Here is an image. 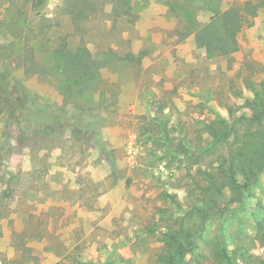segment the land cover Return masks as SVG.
<instances>
[{"label": "rangeland", "instance_id": "374dc122", "mask_svg": "<svg viewBox=\"0 0 264 264\" xmlns=\"http://www.w3.org/2000/svg\"><path fill=\"white\" fill-rule=\"evenodd\" d=\"M26 1L0 0V65L14 81L12 103L0 105V264H165L169 233L194 243L180 264H228L225 253L264 264V172L246 199L228 182L208 213L198 202L219 165L199 147L210 145L213 108L229 116L232 106L240 132L261 126L237 90L250 95L246 79L264 78V5L244 14L252 23L237 50L211 57L194 34L180 35L185 8L195 23L210 19L201 2L170 10L167 0H129L131 13L115 16L114 0H95L97 12L76 24L72 0H43L37 10L53 26L44 49L32 42L33 71L18 57L22 43L9 46L18 9L28 21ZM62 39L91 50L102 75L94 89L68 96L60 85L51 55ZM108 49L140 61L103 65Z\"/></svg>", "mask_w": 264, "mask_h": 264}, {"label": "trees", "instance_id": "16d2710c", "mask_svg": "<svg viewBox=\"0 0 264 264\" xmlns=\"http://www.w3.org/2000/svg\"><path fill=\"white\" fill-rule=\"evenodd\" d=\"M72 1L68 12L76 24L81 20L88 19L98 10V4L95 0ZM167 2L170 10H176L177 5H186L190 8L195 2H201L213 13L207 22L195 23L191 18L193 11L185 8L188 11L187 18L182 20L185 32L180 31V35L183 38L194 34L197 44L204 47L207 55L211 57L229 54L237 50L238 33L245 23L247 25L252 23L244 14L249 13L255 7L264 5V2L255 4L248 0L242 3L243 5L234 3L223 9L220 6V0H167ZM26 3L30 4V14L27 15L28 21L23 23L25 27L21 26L20 17L22 11L18 9V13L13 16L11 22V31L15 33V38L9 42V46L13 47L18 43H22L18 57L24 60L22 61L24 64L30 62L31 64L28 68L34 71L37 65L34 45L42 43L39 47L41 50L45 48L43 44L46 43L49 37H47V34H49L53 24L48 22V18L37 10L43 0H27ZM112 9L115 16L128 15L131 13V4L129 0H114ZM31 10L35 12L32 13ZM36 18L44 23H41L37 29L31 30L30 23ZM24 28L28 33L23 34ZM22 38H25L24 42L21 41ZM34 41L37 42L35 43ZM111 55L114 56L111 58ZM51 58L55 63L54 69L60 73V85L68 96H75L82 94L85 90L94 89L102 79L101 66L95 64L93 54L85 44L77 48H71L68 46L67 41L62 39L52 49ZM112 60L140 61L133 53L118 56L112 49H108V53H105L102 63L105 65ZM41 69L46 71V68ZM5 71V67L0 65V105L2 103H12L11 96H13L14 87H12L11 83L14 81L6 77ZM245 89L250 91L251 94H245L244 90H237V92L249 101L253 108V113L250 116L257 119L261 126L254 130L247 127L243 132H240L239 126L235 124L236 121L233 119L234 109L232 106L229 105L226 108L229 116L222 115L213 108L219 119L206 126V132L211 138L210 145L206 148L203 146L199 147L206 150L210 149L213 153H216L219 165L213 172L208 174V180L212 181V184L206 186L208 190H211L210 195L206 194L198 201L202 205L199 209H205L206 212L204 213H208V210H211L218 203L219 195L226 196L224 189L228 182L236 183V192L234 193L246 199L247 189L250 188L258 174L264 172V78L261 81L246 79ZM14 103L17 107V101H14ZM183 150L186 151L185 148ZM184 151L182 153H185ZM214 195L218 197V200L213 198L215 197ZM238 197L231 198V203L236 201L244 202L243 198L239 199ZM208 199H211V201L208 202ZM257 225L260 229H264L263 220H258ZM169 236L171 241H175L174 248L176 252L170 250L169 253L163 254L162 259L165 264H180L184 259L185 253L194 247V243L190 241L187 244L185 240L177 237L174 233H169ZM225 258L228 264H237L232 255L225 253Z\"/></svg>", "mask_w": 264, "mask_h": 264}]
</instances>
